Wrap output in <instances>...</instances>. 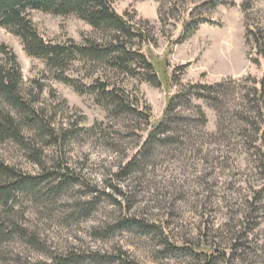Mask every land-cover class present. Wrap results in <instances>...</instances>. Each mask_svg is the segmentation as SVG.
Here are the masks:
<instances>
[{
	"label": "rangeland",
	"instance_id": "1",
	"mask_svg": "<svg viewBox=\"0 0 264 264\" xmlns=\"http://www.w3.org/2000/svg\"><path fill=\"white\" fill-rule=\"evenodd\" d=\"M109 1L145 36L134 39V47L168 78L174 72L176 81L165 79L156 87L101 60L87 59L73 61L65 76L79 86L97 78L122 86L135 106L147 107L151 123L160 119L172 94L195 84L222 83V105L196 99L178 102L173 113L188 118L178 125L179 141L153 147L146 164L121 173L145 137L148 126L143 120L112 116L91 94L56 79L54 67L29 56L17 36L0 28V44L16 55L20 66L23 99L43 116L56 138L41 139L23 125L34 148L9 139L0 142V157L23 173L42 175L44 170L28 155L33 150L45 163V172L61 165L74 178L55 196L43 194L39 201L24 203L22 222L41 243L20 245L17 253L25 264H49L55 255L81 258L68 264H119L118 257L135 264H197L185 251H166V238L174 247L214 256L213 264H264V173L258 155L241 146V124L233 111L240 106V92H249L252 79L263 74L264 62L257 59L246 27L264 29V0H252L245 11L242 0L218 5L206 13L214 23H201L179 42L182 21L199 0ZM29 18L51 43L80 45L105 39L73 14L31 10ZM17 115L22 122V114ZM166 135L175 138L172 132ZM125 218L153 224L162 235L135 227L114 229ZM95 254L98 263L83 261L82 256ZM204 261L200 257L199 264Z\"/></svg>",
	"mask_w": 264,
	"mask_h": 264
},
{
	"label": "trees",
	"instance_id": "2",
	"mask_svg": "<svg viewBox=\"0 0 264 264\" xmlns=\"http://www.w3.org/2000/svg\"><path fill=\"white\" fill-rule=\"evenodd\" d=\"M234 0H199L190 9L185 20L182 21V31L176 38L179 42L193 33L201 23H214L206 16V13L215 9L218 5L231 3ZM252 0H242V8L245 11L251 6ZM40 10L56 15L73 14L82 19L93 29L102 32L105 39L100 41H87L85 44H56L44 40L34 27L29 12ZM0 28H5L14 36H17L24 51L32 57L42 59L49 67L55 68V78L72 85L77 92L91 94L95 101L108 111L112 116L118 117L137 116L148 126L145 137L128 161L121 168V173L129 174L140 164H146L153 147L179 141L180 121L188 119L173 113L178 102H190L194 99L211 101L214 107L222 105L223 84H195L193 87L176 91L167 102L160 119L151 123V114L146 108L139 109L125 95L122 86H114L106 79L97 78L93 82L77 85L72 78L63 74L64 70L75 60H101L106 67L119 73L142 79L153 86L160 87L163 81L175 82L177 76L174 72L169 75L165 70L159 72L158 67L138 48L134 47V39H143L145 36L134 29L128 20L116 13L109 0H0ZM246 36L250 37L255 48L257 59L264 62V29L246 27ZM0 142L13 140L27 149H33V138L24 136L22 126L31 129L41 139L48 136L56 139L48 123L41 114L32 107L29 101L21 95L20 81L21 71L16 55L5 45L0 44ZM259 61V60H253ZM251 89L240 92L241 103L239 108L233 111L239 120L238 131L241 138V146L247 151L258 155V167L264 173V69L261 78L252 79ZM223 97V96H222ZM217 109V108H216ZM11 110H14L13 112ZM219 110V109H218ZM16 111V113H15ZM17 113L23 116L22 122L18 120ZM198 118L205 121L200 107H197ZM172 132L175 138L167 136ZM30 159L44 170L42 175H30L23 173L15 166L5 162L0 157V264H25L16 248L23 246H37L41 242L34 231L28 229L22 222L24 203L26 201H39L41 195L55 196L63 189L70 186L74 179L62 166H57L56 171L45 172V163L38 152H28ZM55 182V185L52 183ZM43 189V190H42ZM42 191H44L42 193ZM107 196V194H105ZM138 228L141 231H161L159 227L148 224L143 220L125 218L114 226V229L129 230ZM113 228H110V231ZM160 233V232H159ZM161 234V233H160ZM162 235V234H161ZM163 238V236H162ZM166 251L179 249L192 255L199 264L200 257L205 261L200 264H213L214 256H206L203 252H197L195 248L186 246L174 247L166 238ZM83 261L90 259L98 263L99 257L82 256ZM54 262L49 264H68L70 262H82L80 257L73 255L53 256ZM119 264H135L133 261L118 257Z\"/></svg>",
	"mask_w": 264,
	"mask_h": 264
}]
</instances>
